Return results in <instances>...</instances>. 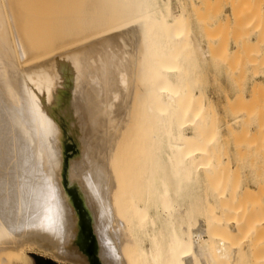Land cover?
<instances>
[{"label":"bare ground","instance_id":"1","mask_svg":"<svg viewBox=\"0 0 264 264\" xmlns=\"http://www.w3.org/2000/svg\"><path fill=\"white\" fill-rule=\"evenodd\" d=\"M196 3L0 0V264H33L30 245L59 264H264V219L240 242L254 190L214 180L224 137L250 128L241 109L208 123Z\"/></svg>","mask_w":264,"mask_h":264},{"label":"rangeland","instance_id":"2","mask_svg":"<svg viewBox=\"0 0 264 264\" xmlns=\"http://www.w3.org/2000/svg\"><path fill=\"white\" fill-rule=\"evenodd\" d=\"M193 1H195L197 3L195 5V8L192 7L191 10H190V8L188 9L189 10V16L187 18L189 19V17H191L190 19L192 20V22L190 24V28L188 27L189 31L187 30V33L189 32L192 35V37H194L192 39H195L196 41H202L203 40V45L206 46L205 48H206L208 55H209L208 56L209 58H207L208 60H206L207 61L206 64L203 63V64L199 65L200 67L198 66V68H199L198 76H199L200 81L202 83V88H203V90L206 91V94L208 93L207 96L212 101V104L214 102L213 107L215 106L214 110L211 109L209 111L210 114H208L209 115L208 119L210 117L211 118L208 120V123L210 122V125H212L216 121L221 123L224 120H229V118L232 119L233 114L237 110L239 111L241 109L245 112V117H246L245 118V120H246L245 127L250 128V134H247L246 136H245L246 133L244 131V134L242 133L243 135L240 134V136H237V137L231 136V135H227L224 137V140L226 141V143L227 142L228 143L227 144L224 143V146H223V147L226 146L225 149H227V150H225L223 148L222 151L225 150V152H228V154L225 153V155H223L222 153H224V151L223 152L221 151L222 152L221 153V157H222L221 163H222L223 167L221 166L220 171L216 175L214 180H216V179L218 181L220 180L219 181L220 187H222V189H225V190H226L225 187H227L226 185L228 183L227 190L229 189V185L231 187L228 191L226 190L228 193H231L230 190L232 191L233 189L236 190L238 188L242 190L246 186H248L254 190V193H255L254 195L258 196L260 193L259 190L264 189V182L262 183V181H264L263 180V178H264V170H263L264 164L262 163V162H264L263 161L264 160V158H263L264 157V145H263L264 144V138H263L264 137V133H263L264 128L262 127L264 125V124H262V123H264L263 122L264 121V108H263L264 102L262 103V101L264 100L263 99L264 89H259L256 92L257 89H253L252 84H253V77H255V78L257 77V79L259 81H263V77L255 76V75H256V70H257L256 62H259L258 59L260 60V62H262V60L264 61V56H262V55H264V40H263L264 39V14H263L264 13V0H193ZM245 2H247V3H245ZM234 7H236L237 9ZM247 11H249V12H247ZM202 12L204 15L202 14ZM190 13H191V16H190ZM225 18H226V20L228 18V21H226ZM237 18H238V20H236ZM188 19H187V21H190ZM230 19H232V20H230ZM201 20H203V21H201ZM248 22L251 24H249ZM258 22H260V24ZM201 23H203L204 26ZM243 23L247 24L249 26H244ZM232 24L234 25V27L232 26ZM235 24H236V26H235ZM254 25H256L257 27ZM213 27H214V29H213ZM200 28H202V29H200ZM205 30H206V32H205ZM202 31H203V33H202ZM205 33L206 34L208 33V35H206ZM207 36H208V38H207ZM259 36H261V39L259 38ZM195 40H193V43L196 42ZM233 40H235V41H233ZM255 42H258L259 45H257L258 43H255ZM252 43H254V44H252ZM251 44L254 45V47H252ZM207 45L208 46L210 45V46L208 47ZM254 48L257 51H255ZM187 50H189V49H187ZM191 50L192 49L190 48V52H191ZM250 51H252V52H250ZM224 53L226 54V56ZM250 53H252V55H250ZM258 57H260V58H258ZM227 61H228V63H227ZM258 88H262V87H258ZM226 95L227 96L232 95L233 97H235V100L232 99V101H233V102H231L232 104L230 103L231 106H230V104L228 106L224 105ZM257 96H258V99H257ZM239 97L241 99H239ZM238 103H240V104L238 105ZM223 106H225V108ZM227 109L228 110L232 109L234 111H232V110L228 111ZM214 111H216V112H214ZM218 114H219V117H221V118L217 117ZM214 116H215V118H214ZM215 119H218V120L215 121ZM259 122H261V123H259ZM258 123H259L260 129L257 125ZM252 124L254 125V127L252 126ZM260 124H262V125L260 126ZM258 129L261 130V131H259V134L257 133ZM254 131H256V132H254ZM251 132H254V134ZM251 134H253V135L256 134V135L253 136ZM251 136H253V137H251ZM256 136L257 137L259 136V137L257 138ZM234 140H236V141H234ZM238 140H240L239 142H241V140H242V142L239 145H240L241 149L242 148L244 149V152H242L243 149L241 150L239 145H236V146H238V148L235 147V144L239 143ZM232 141H234V142H232ZM254 141L257 142L256 145H255ZM258 141H261V143ZM248 142H250V143H248ZM242 143H244V145ZM247 143H248V145H247ZM228 146L230 148H228ZM247 149L249 152L247 151ZM256 149L258 151H256ZM234 150H236V151H234ZM252 150L254 151V153ZM260 150H262L263 153ZM237 151H238V153L241 151L242 155L245 154V157L242 156L241 153L237 154L236 153ZM234 153H235V155H234ZM236 155H240V157L239 156L236 157ZM247 155H248V157H247ZM262 155H263V157H262ZM233 156H235V157H233ZM252 157H255L257 160L256 159L254 160V158H252ZM233 158H236V159H233ZM240 158H241V161H239ZM259 158H261L262 160L261 159L258 160ZM243 159L245 161H242ZM229 160H230V162H229ZM225 161H228L229 163L227 164V162H225ZM237 161H238V163H236ZM260 161H262V162H260ZM224 162H225V164H224ZM230 163H231V165H230ZM243 163L244 164L247 163V166L245 164V167H243L242 166V165H244ZM248 163H249V165H248ZM258 163H261L262 165L258 164ZM240 164L243 167V169L241 167H238L236 169V167L240 166ZM252 164H254L253 167H252ZM246 167L249 169H247ZM257 167H260V169ZM234 168L236 169V171H233ZM239 168H240V170H239ZM228 170H230L231 172L229 173ZM252 170L255 171L256 176H255V173H252L253 172ZM232 171H233V174H232ZM248 171H250V172H248ZM256 171H258V172H256ZM226 173H228V176H225ZM259 173H260V175H257ZM230 174H232V177ZM261 174H263V176H261ZM222 175H224V176L222 177ZM229 175L232 179L229 177ZM245 175H246V177H245ZM249 175H250V177H249ZM241 176L243 177L244 182L242 181ZM258 176L261 178H259ZM247 177H249V178H247ZM254 180H256V181L254 182ZM257 180H259V181H257ZM245 183H246V185H245ZM253 183H255V185ZM242 184L245 186H243ZM258 186L260 189L258 188ZM261 186H263V187H261ZM202 187H203V185L200 187L201 193H203L206 189L205 186H204L205 188H203V189H202ZM209 191L210 190H208L206 192H208L210 195ZM263 193H264V190H262L260 193L261 197L258 196L261 200L260 202H259V198L256 196H250L249 195L248 198H247V196H245L243 198L244 202L242 201V206H244L246 211H248L245 213V219H246V222L248 224L246 223L245 232L241 235L242 240L240 242L245 241V239H243V236L245 235V233H247L246 229L249 228L250 224L253 221H260V223H263L264 218L262 217V219H261V216H264V207L262 208V206H260V203H261V205H264V196L262 195ZM249 198L250 199L253 198V200L256 199L255 201H253L252 199L250 200L253 203V205L251 204V202L249 200H247ZM262 198H263V200H262ZM246 203H248V205L250 204V206L248 207L247 205H245ZM257 206H260L261 208L259 207L260 209L257 210L258 209ZM250 220H252V221H250ZM260 230L263 233H261L259 231V233H258L259 237L257 236L258 238L254 239L255 242H254V240L252 241V244L256 243L258 245V247L256 248V251H255V249H253V250L251 249L250 252L251 251L257 252L258 250H260L261 252L264 251V246H259L261 244L264 245V243H263L264 242V228H263V226ZM256 240H258V241H256ZM248 243L250 244L251 242H248ZM26 252H27V255L32 258V260L34 262L33 264H40L39 262H41V261H45V262L50 263V264H59L52 259V256L50 255L49 252L46 253L47 251L43 252L40 249L38 250V248L35 245L34 246L30 245V248L27 249ZM247 252H249V251H247ZM64 264H71V263L66 262Z\"/></svg>","mask_w":264,"mask_h":264}]
</instances>
